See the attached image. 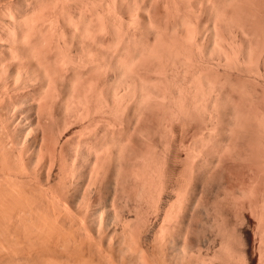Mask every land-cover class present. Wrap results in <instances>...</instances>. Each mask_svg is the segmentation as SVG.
<instances>
[{"label": "bare ground", "instance_id": "obj_1", "mask_svg": "<svg viewBox=\"0 0 264 264\" xmlns=\"http://www.w3.org/2000/svg\"><path fill=\"white\" fill-rule=\"evenodd\" d=\"M24 261L264 264V0H0V264Z\"/></svg>", "mask_w": 264, "mask_h": 264}, {"label": "rangeland", "instance_id": "obj_2", "mask_svg": "<svg viewBox=\"0 0 264 264\" xmlns=\"http://www.w3.org/2000/svg\"><path fill=\"white\" fill-rule=\"evenodd\" d=\"M14 251V250H13ZM5 253V252H4ZM3 254V253H2ZM1 254V255H2ZM4 256H6V255H4ZM23 262V261H22ZM22 262H19L18 264H20V263H22ZM26 261H24V263H25ZM6 262H4V264H5ZM16 263V262H15ZM24 263H22V264H24ZM12 264V263H11ZM14 264V263H13ZM26 264H29L28 262H26Z\"/></svg>", "mask_w": 264, "mask_h": 264}]
</instances>
